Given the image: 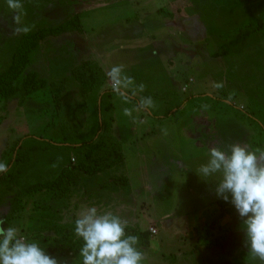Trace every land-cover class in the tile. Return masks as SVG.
Returning a JSON list of instances; mask_svg holds the SVG:
<instances>
[{
    "label": "rangeland",
    "instance_id": "374dc122",
    "mask_svg": "<svg viewBox=\"0 0 264 264\" xmlns=\"http://www.w3.org/2000/svg\"><path fill=\"white\" fill-rule=\"evenodd\" d=\"M22 4L28 33L57 28L73 17L80 19L81 28L41 39L15 83L14 97H0V162L8 164L15 144L22 140L14 153L18 162L5 172L10 179L0 184L4 226L17 227L28 242H38L67 264H82L75 251L78 245H66L63 235L74 232L82 209L96 207L120 215L133 228H155L153 247L145 249L143 264H200L199 255L192 252L208 245L215 230L213 245L218 252L201 260L203 264H258L246 256L235 209L222 210L229 215L217 224L218 206L216 212L202 210L205 197L220 202L223 209L229 203L215 196L214 178L205 182L196 170L207 162L212 146L224 149L244 143L253 150L264 149V0H22ZM12 16L6 0H0V75L11 66L24 35L15 33ZM113 64L124 65L136 84L152 81L155 90L158 87L164 118L156 123H173L166 124L169 151L187 155L202 149L205 156L199 152L201 158L185 161V174L180 170L167 174L160 170L165 165L164 148L152 162L144 154L107 171L115 180L103 173L80 175L66 198L37 191L36 186L78 164L81 144L62 143V126L81 141L99 134L97 126L110 122L111 115L117 125L132 120L122 109L135 102L126 104L116 97L115 112L106 110L110 101L102 99L103 93L115 95L107 80L91 94H83L81 71ZM214 82H223L224 87L216 89ZM179 107L183 110L169 117ZM192 110L196 112L190 117ZM133 115L138 125L143 116L145 124L153 120L142 111ZM197 125L202 128L196 130ZM129 151L130 147L124 150L127 157ZM126 172L133 173L131 187L120 176Z\"/></svg>",
    "mask_w": 264,
    "mask_h": 264
},
{
    "label": "clouds",
    "instance_id": "9594fccd",
    "mask_svg": "<svg viewBox=\"0 0 264 264\" xmlns=\"http://www.w3.org/2000/svg\"><path fill=\"white\" fill-rule=\"evenodd\" d=\"M13 13L12 20L17 34H27L31 28L22 23V0H6ZM107 87L123 102L132 103V108H123V115L137 119L133 112L154 107L150 96L140 95L145 91L143 83L136 84L125 72L124 65L113 64L105 70ZM213 87L222 89L223 82H214ZM207 108V105L203 106ZM166 134V130H163ZM208 159L196 170L198 176L208 181L214 178L215 196L229 203L242 222L243 247L246 256L258 264H264V149H251L244 143H233L222 149L212 146ZM55 166V165H53ZM7 164L0 162V173L7 171ZM0 219V264H67L42 248L38 242H28L13 226H4ZM128 221L112 211L101 212L96 207L82 209L74 221V234L82 240L79 256L82 264H143L144 253L137 247L139 237L126 233Z\"/></svg>",
    "mask_w": 264,
    "mask_h": 264
},
{
    "label": "trees",
    "instance_id": "16d2710c",
    "mask_svg": "<svg viewBox=\"0 0 264 264\" xmlns=\"http://www.w3.org/2000/svg\"><path fill=\"white\" fill-rule=\"evenodd\" d=\"M80 28V19L78 17H73L57 28L24 34L20 38L11 66L0 75V97L2 99H10L14 97L17 92L15 83L28 65L29 54L37 49L41 39L49 35L59 36L66 32H78L80 31ZM106 80L107 77L101 69L91 71L82 70L79 74V81L82 85V91L85 96L102 87ZM25 84L26 87L30 86L29 78L26 80ZM112 95L111 92H106L103 93L102 96V99L107 98L110 101L106 107L108 113H111L113 109V104L111 103ZM112 120L113 119L110 118V122H105L99 127V134L86 140L81 138V141L74 139L77 136L76 133L71 135L69 134V129L67 130L66 126H62V143H69V145L81 144V149L80 151L78 150V164L72 168H65L57 179L38 185L35 189L37 191L45 189L55 199L62 197L66 198L70 195L71 187L79 182L80 175L96 176L121 163L123 160L122 146L113 135ZM76 129L77 128H75V130ZM21 141L22 140L18 141L13 148V155L7 164V170L13 162L14 164L15 162H18L16 155L20 150ZM9 179L10 175L5 172L0 173V184ZM220 219L221 216L216 218L214 224H217ZM125 231L127 234L137 235L139 237V244L137 247L141 249L143 253L145 252V249L153 247L152 233L150 231H142L131 226H127ZM63 238L68 240L66 245H78L75 251L79 254V249L82 246L83 241L78 239L74 232H65ZM79 258L81 259V257Z\"/></svg>",
    "mask_w": 264,
    "mask_h": 264
},
{
    "label": "crops",
    "instance_id": "0c3cea01",
    "mask_svg": "<svg viewBox=\"0 0 264 264\" xmlns=\"http://www.w3.org/2000/svg\"><path fill=\"white\" fill-rule=\"evenodd\" d=\"M98 67H100L102 69V71H104V73H105L106 69L104 66L98 65ZM142 83L144 85L147 84L148 87H146L145 91L143 93H141L140 95L146 96V97L150 96V97H152V99L154 101V107L151 109H148V110H143L142 114L151 117L153 120L151 119L152 122L150 124H145L144 122H146V119L143 116V118H142L143 124L142 125H138L137 122L134 123L133 120H131L130 122H128L126 124L117 125L116 121L114 119V115H111V117L113 119L112 120V132H113V135L116 138V140H118L121 143L122 155H123V160L121 163H119L118 165H116V166L106 170L105 172H103V174L108 175V177L113 179V180H115L116 176L112 175V174L109 175L107 171H112L113 168L115 169L124 163H128L130 159L139 160L141 158V156L144 154L151 156L150 161L152 162L154 160V158H157L156 156H161V154L164 153V148L166 149L165 150V156L166 157H164V154L161 157L164 158L165 165H162L163 167L162 168L160 167L161 168L160 170L162 173H167V174H169V173L173 174L174 171H178V170H180L182 172V174H185L186 173L185 161L187 162L188 160H191L195 157H196V159H198V157H199L198 153L199 152H202V154L205 156L202 149L197 150V152L192 151V152H190V154H187V155H183V153H179L175 150L169 151L170 146L168 143H169L171 135H169L167 133L168 130H170L167 127V125H172L173 123H163V124H157L156 123L158 119L164 118L163 115H161L162 112H160V110H159V108L161 106H163L160 104L161 102H159V100L162 99L163 95L162 96L157 95L158 87H156L157 90H155L154 82L145 81ZM156 83H157V81H156ZM116 97L117 96L113 95L111 98V103L113 104V109H112L111 113H114L116 110V103H115ZM199 97H203V96L199 95L198 98ZM137 101H138V98L133 99V102L136 103ZM131 106H133V105H131ZM182 110H183L182 107H179L176 109L173 108L172 111H170V113H169V117L173 116L174 114H176ZM195 112L196 111L192 110V113H190L188 116L191 117V114H194ZM99 117H101L100 114H99ZM160 123H162V122H160ZM100 126L101 125L97 126V128ZM201 128H202V125L196 126V130H199ZM163 130H166V134ZM173 146L175 147L174 144H173ZM126 147H130V151L128 152V153H130V156H128V157L124 153V150ZM199 158H201V157H199ZM178 163H180L181 165H178ZM132 174H133L132 172H126V173H123L120 175L121 177H124L125 179L129 180L130 187L132 186V183L130 180V177L132 176ZM116 179H118V178H116ZM132 191H135V190H132ZM205 198H206V203H205L204 207H202V210H204L206 212H212V211L216 212L217 210L215 209V207L218 206V208H219V210H218L219 213L217 214L215 219L218 218L219 216H221V219H225L226 217H228L229 214L226 213V215H224L222 213V210L231 212L234 209L230 204H228L223 209V207H221L220 202L215 201V200L214 201H207L210 199H207V197H205ZM190 210H191V208H189L188 211H190ZM223 221L224 220L221 221V223L219 224L217 229H219L222 226ZM128 226H130V225H128ZM215 232H216V230L211 233L212 234L211 240L205 239L207 241L206 243L208 245L202 246L200 248V250L198 249L199 251L192 252V254L197 253L199 255L198 260H199L200 264H203L201 262V260H203V259H211L212 258V254H211L212 252H213V255L218 252L216 245H213V242L216 240V239L213 240V238H217V235L214 234ZM209 238H210V236H209ZM230 238H233V237H230ZM229 248H230L229 246H226L225 250H229ZM219 252H222V251H219ZM229 259H231V258H229Z\"/></svg>",
    "mask_w": 264,
    "mask_h": 264
},
{
    "label": "built area",
    "instance_id": "2783aa9c",
    "mask_svg": "<svg viewBox=\"0 0 264 264\" xmlns=\"http://www.w3.org/2000/svg\"><path fill=\"white\" fill-rule=\"evenodd\" d=\"M150 232L152 233V234H156V230H155V228H150Z\"/></svg>",
    "mask_w": 264,
    "mask_h": 264
}]
</instances>
